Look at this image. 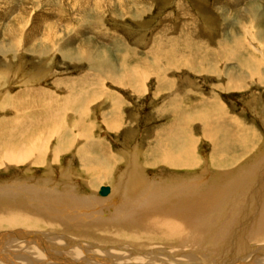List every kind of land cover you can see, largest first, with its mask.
Instances as JSON below:
<instances>
[{"label":"rangeland","instance_id":"374dc122","mask_svg":"<svg viewBox=\"0 0 264 264\" xmlns=\"http://www.w3.org/2000/svg\"><path fill=\"white\" fill-rule=\"evenodd\" d=\"M13 42L19 43L20 50H9ZM0 47L7 50L0 54V101L4 94L27 88V92L42 91L46 100L33 99L28 103L33 109L20 114L13 107L2 111L1 101L0 122L17 115L37 118L43 104L57 102V106L71 97V90L82 96L81 102L91 101L86 117L80 119L70 111L67 118L64 115V124L72 129L78 122L82 133L88 130L92 154L98 158H103L102 152L116 157L110 168L112 178L97 184L94 194L109 187L110 196L132 161L147 167L149 178H170L168 172L153 168L154 150L159 139L175 142L173 148L179 151L184 123L198 165L189 175L197 172L209 187L222 179L219 171L236 172L264 160V0H0ZM204 50L206 55L194 56ZM254 61L260 63L259 69ZM101 63L107 69L115 65L116 75L95 70ZM127 65L131 71L137 65V69L146 68V74L136 78L137 74L129 72L127 77ZM46 94L55 100L45 99ZM109 100L121 102L118 112ZM222 114L226 122L219 120ZM114 116L121 117L117 130L105 125L107 120L115 122ZM86 144V139L77 140L73 153L64 152L52 176L57 179L61 172H68L77 181L76 187L84 185L88 176L82 172L76 151ZM19 168L0 173V184L18 174L19 179L49 175L41 167ZM122 180L126 186L127 176ZM215 194L213 202L219 196ZM262 200L255 203L260 207Z\"/></svg>","mask_w":264,"mask_h":264},{"label":"bare ground","instance_id":"6f19581e","mask_svg":"<svg viewBox=\"0 0 264 264\" xmlns=\"http://www.w3.org/2000/svg\"><path fill=\"white\" fill-rule=\"evenodd\" d=\"M10 45L9 50H20L18 42ZM188 49L192 50L190 46ZM6 51L0 47V54ZM172 53L169 51L167 57L171 58ZM195 54L201 56L206 52ZM254 62L259 69L260 63ZM102 65H95V70H109L116 75L115 65L110 69L106 68V63ZM129 67L127 65L125 72ZM137 67H131L132 71L126 72L127 77L131 72L137 74L136 78L146 74V68ZM169 67L172 68L173 63H169ZM26 90L2 95V111L13 107L15 114H20L25 109H33L28 104L33 99L46 101L42 91ZM138 90L143 92L144 89ZM69 92L74 94L72 90ZM72 95L61 99L62 103L57 106L58 100L54 101L55 105L45 102L43 113L37 114V118L17 115L11 121L0 122V140L5 138L1 140L4 144L0 143V173L18 170L19 166H34L49 174L42 179L36 176L19 179L22 176L18 174L19 177L0 184V264H264V160L236 172L219 171L222 179L209 187L197 172L192 175L195 177L189 175V170L194 171L198 165L192 155L193 141L186 137L189 127L184 123L180 146L176 147H181L179 151L173 148L175 142L157 138L152 166L159 172H168L170 178H149L147 167L134 165L132 161L130 171L124 176H127L126 186L121 182L122 177L118 178V185L113 187L110 196L109 187H106L109 188L106 196L94 194L97 184L112 178L110 168L116 157L102 152L100 147L103 158H98L92 154V134L88 130L82 133L78 122L72 129L64 124L66 113L72 111L83 119L92 107L91 101L81 102V95ZM46 96L47 100L54 99ZM110 104L117 112L122 105L117 101ZM34 109L41 108L35 106ZM113 118L105 125L117 130L119 116ZM219 120L226 122L227 117L222 114ZM82 123L85 126V122ZM172 124L165 126L170 130ZM161 135L160 139H164L165 135ZM84 139L87 144L77 148L76 157L88 180L78 188L77 181L68 172H61V177L56 179L52 171L59 165L60 156L67 151L73 153L75 142ZM11 141L16 143L11 145ZM105 158L109 159L107 165ZM92 173L97 174V178L92 177ZM215 193L219 196L213 202L211 196ZM261 199L259 207L255 202Z\"/></svg>","mask_w":264,"mask_h":264},{"label":"water","instance_id":"95a60500","mask_svg":"<svg viewBox=\"0 0 264 264\" xmlns=\"http://www.w3.org/2000/svg\"><path fill=\"white\" fill-rule=\"evenodd\" d=\"M99 193L101 196H106L109 193V188L103 187V188H101Z\"/></svg>","mask_w":264,"mask_h":264}]
</instances>
